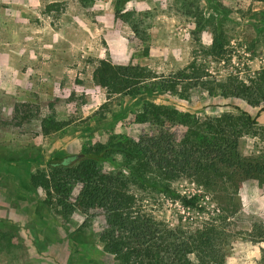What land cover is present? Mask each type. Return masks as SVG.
Segmentation results:
<instances>
[{
	"label": "rangeland",
	"instance_id": "obj_1",
	"mask_svg": "<svg viewBox=\"0 0 264 264\" xmlns=\"http://www.w3.org/2000/svg\"><path fill=\"white\" fill-rule=\"evenodd\" d=\"M216 31L223 39L221 53L212 51ZM102 60L147 67L164 77L197 63L208 80L237 77L250 84L264 72V3L0 0V264H122L105 250L108 226L101 212L67 213L30 178L48 175L53 159L80 155L115 135L138 141L153 133L151 125L135 122L145 103L202 118L241 111L259 115L258 127L264 128V100L254 106L199 89L187 98L155 93L108 99L93 81ZM21 105L29 109L23 107L16 119ZM52 118L68 125L46 136L42 124ZM173 129L182 136L184 128ZM240 150L246 157L264 156V139L244 137ZM172 187L202 208H186L151 190L136 193L146 211L171 228L197 227L220 216L201 186L182 181ZM79 192L75 187L71 203ZM234 203L236 214L226 220L225 264H264V242L247 234L255 223L264 224V182L244 181Z\"/></svg>",
	"mask_w": 264,
	"mask_h": 264
},
{
	"label": "trees",
	"instance_id": "obj_2",
	"mask_svg": "<svg viewBox=\"0 0 264 264\" xmlns=\"http://www.w3.org/2000/svg\"><path fill=\"white\" fill-rule=\"evenodd\" d=\"M215 33L212 51L221 53L223 39ZM93 81L106 91L108 99L155 93L187 98L199 89L210 97L240 98L254 106L264 100V72L250 84L237 77L217 82L208 80L197 63L164 77L147 67L102 60ZM23 107L29 109L26 105L15 107L16 119ZM258 116L240 111L202 118L147 102L135 115V122L151 125L153 133L141 135L138 141L115 135L107 144L86 148L80 155L53 159L46 165L48 175L38 172L30 180L46 190L50 203L56 200L67 213L101 212L108 226L102 236L105 250L122 264H225L226 220L236 214L234 202L241 185L247 180L264 182V156L246 157L240 150L244 137L264 139ZM67 125L52 118L43 122L42 130L48 136ZM176 127L184 128L182 136L174 133ZM104 164L114 169L104 171ZM182 181H192L212 195L220 216L197 227L171 228L147 212L136 193L159 192L186 208L200 210L198 201L172 187ZM77 186L80 192L71 203L69 198ZM247 234L264 242V224L255 223Z\"/></svg>",
	"mask_w": 264,
	"mask_h": 264
}]
</instances>
